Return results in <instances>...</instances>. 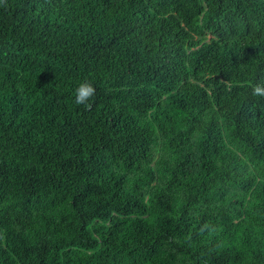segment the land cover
<instances>
[{"label":"trees","instance_id":"trees-1","mask_svg":"<svg viewBox=\"0 0 264 264\" xmlns=\"http://www.w3.org/2000/svg\"><path fill=\"white\" fill-rule=\"evenodd\" d=\"M249 81L264 0H0V264H264Z\"/></svg>","mask_w":264,"mask_h":264},{"label":"clouds","instance_id":"clouds-1","mask_svg":"<svg viewBox=\"0 0 264 264\" xmlns=\"http://www.w3.org/2000/svg\"><path fill=\"white\" fill-rule=\"evenodd\" d=\"M233 85H228V89L231 90ZM246 86L251 89V95L254 99H264V83H258L252 85L251 82H246ZM96 94V88L87 80H84L78 84L74 92L75 103L77 105H84L85 108H90L89 103Z\"/></svg>","mask_w":264,"mask_h":264}]
</instances>
